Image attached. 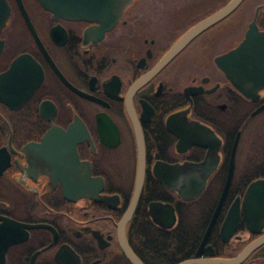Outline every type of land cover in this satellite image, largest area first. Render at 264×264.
<instances>
[{
  "label": "flooded vegetation",
  "instance_id": "flooded-vegetation-1",
  "mask_svg": "<svg viewBox=\"0 0 264 264\" xmlns=\"http://www.w3.org/2000/svg\"><path fill=\"white\" fill-rule=\"evenodd\" d=\"M230 1L131 0L119 20L103 29L97 22L58 16L38 0H7L10 15L0 32V264H206L235 257L264 235V226L252 232L240 218L228 241L220 236L231 203L262 176L237 181L242 193L220 219L224 201L205 244L208 252L196 254L204 233L193 251L183 240L177 251L173 241L161 254L133 234L147 179L184 200L160 182L156 168L198 162L206 153L196 145L179 152L169 115L180 112L200 121L222 140L220 162L202 196L208 188L220 195L237 133L236 155L248 118L264 113V108L254 113L264 104V87L256 100L246 97L216 61L242 43L254 20L264 31V0H242L154 71L184 33ZM137 131L144 139L145 174L128 214L138 171ZM259 131L249 139L248 163L264 160V123ZM226 134L233 138L222 155ZM90 176L96 179L92 187ZM209 199L195 203L193 212ZM151 202L174 206L172 226L154 221ZM142 209L152 223L151 242L167 237L153 229L169 232L180 222L173 202L151 199ZM180 230V238L190 235L183 226ZM123 238L135 257L123 250ZM238 264H264V242Z\"/></svg>",
  "mask_w": 264,
  "mask_h": 264
},
{
  "label": "water",
  "instance_id": "water-1",
  "mask_svg": "<svg viewBox=\"0 0 264 264\" xmlns=\"http://www.w3.org/2000/svg\"><path fill=\"white\" fill-rule=\"evenodd\" d=\"M41 5L58 16L69 19L88 20L97 22L103 29L111 28L121 17L125 6L131 0H38ZM242 0H231L223 8L201 20L184 33L177 42L167 51L154 71L159 70L178 52H180L197 34L235 9ZM10 15V6L7 0H0V32ZM3 41L0 39V43ZM217 64L224 71L235 89L240 93L256 100L258 91L264 87V31L257 28L255 20L250 24V29L245 39L228 52L216 58ZM146 77L138 81V86ZM264 108V104L254 113ZM181 116L180 112L173 113L167 118L169 129L177 136V149L186 152L191 146L196 145L206 149L204 158L198 162L184 161L183 163H163L156 168V177L171 191L184 200L199 197L205 190L208 179L216 170L220 162L221 138L208 125L189 120ZM240 133L238 132L232 147L228 170L224 185L219 195L216 207L212 213L209 224L204 232L196 254L208 252L205 244L213 225L223 206L228 194L235 170V155ZM138 144V171L135 190L128 214L135 208L144 182L145 174V147L141 131H137ZM91 187L96 184V179L90 176ZM92 193V192H91ZM149 214L157 224L165 227L173 225L176 215L171 203L151 202ZM127 217V216H126ZM163 217L167 221L163 220ZM242 218L245 226L252 232L259 233L264 226V179H256L249 183L242 197L237 196L229 206L220 227L222 240L228 241L233 235L236 226ZM264 242V235L250 242L237 256L232 258H215L205 260L206 264H238L244 260L254 249ZM125 253L135 257L125 238L122 239ZM211 252V251H209ZM136 259V258H134ZM138 261V260H137ZM186 261L184 264L198 263ZM139 263V261H138Z\"/></svg>",
  "mask_w": 264,
  "mask_h": 264
},
{
  "label": "trees",
  "instance_id": "trees-1",
  "mask_svg": "<svg viewBox=\"0 0 264 264\" xmlns=\"http://www.w3.org/2000/svg\"><path fill=\"white\" fill-rule=\"evenodd\" d=\"M235 130V127H234ZM159 137H163V134L160 133ZM233 138V135L231 134H226L224 136V146H223V152L222 155L225 154L227 155V146L231 143V140ZM198 151V150H197ZM199 152V151H198ZM197 153V152H196ZM198 155H201V153ZM225 166L226 162L223 163L221 167H219L217 171V181L219 182L218 188L221 187L222 182L225 177ZM262 176L264 177V160H253L250 163L247 164V167L244 169L243 174L236 173L234 180L232 182V185L230 187V190L228 192V195L225 200L224 207L222 209L221 214L219 215V218H223L226 209L228 205L233 201V199L238 195L241 194V192L236 191V186H237V181L241 179H245L247 177V180H251L253 178ZM220 190H217L215 194H212L210 192V189L208 188L206 192L193 200H180L176 197L175 194L172 192H169L164 189H157L155 186V182L152 179H147L146 181V186L145 190L143 193V197L140 199V203L138 207H141V210L139 209V221L138 224H136L135 229L133 230V234L135 236H138V241L142 243V246L145 247L147 250L150 251H156V254H161L162 251H167L168 249L171 248L173 241L174 243V248L177 251L180 247L181 241L184 240V243L186 244V250L193 251L194 247L196 246V243L199 242L201 239L205 228L206 224L209 221L214 207L216 205L218 196H219ZM205 198H210L207 202V204H203L202 207L199 209L198 214H195L193 212L194 204L199 202ZM151 199H163L168 202H173L175 207L179 209V217H180V222L179 224L175 227V229L169 231V232H160L155 229H153V232L155 233H164L165 237L164 239H156L155 241L151 242L149 239V234L152 232V223L148 219L146 211H143V207L145 208L147 201ZM197 217L200 219L197 222L192 221L191 219ZM190 224L192 226H190ZM184 227V230L186 234H190L189 236L186 235V238H180L179 235L181 234L180 227Z\"/></svg>",
  "mask_w": 264,
  "mask_h": 264
},
{
  "label": "rangeland",
  "instance_id": "rangeland-1",
  "mask_svg": "<svg viewBox=\"0 0 264 264\" xmlns=\"http://www.w3.org/2000/svg\"><path fill=\"white\" fill-rule=\"evenodd\" d=\"M249 125L243 128L241 133L239 147L236 155V172L237 174L243 169L244 165L248 164L249 155L247 150L249 139L260 135V127L264 123V113L253 118H248ZM247 167V166H246ZM245 167V168H246Z\"/></svg>",
  "mask_w": 264,
  "mask_h": 264
}]
</instances>
